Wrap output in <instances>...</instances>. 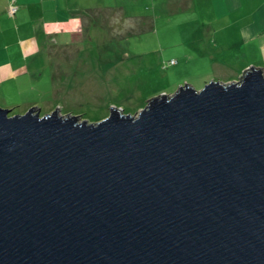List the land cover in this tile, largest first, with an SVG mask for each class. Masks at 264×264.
<instances>
[{
	"label": "water",
	"instance_id": "95a60500",
	"mask_svg": "<svg viewBox=\"0 0 264 264\" xmlns=\"http://www.w3.org/2000/svg\"><path fill=\"white\" fill-rule=\"evenodd\" d=\"M11 109L0 264H264V67L95 122Z\"/></svg>",
	"mask_w": 264,
	"mask_h": 264
},
{
	"label": "rangeland",
	"instance_id": "374dc122",
	"mask_svg": "<svg viewBox=\"0 0 264 264\" xmlns=\"http://www.w3.org/2000/svg\"><path fill=\"white\" fill-rule=\"evenodd\" d=\"M89 1L91 9L72 8L64 21L58 16L36 29L28 80L0 89L9 115L32 106L40 115L58 107L89 122L107 117L110 106L136 115L186 81L199 90L213 78L229 82L246 67H264V47L234 52L264 31V0ZM17 8L10 4L8 13Z\"/></svg>",
	"mask_w": 264,
	"mask_h": 264
},
{
	"label": "crops",
	"instance_id": "0c3cea01",
	"mask_svg": "<svg viewBox=\"0 0 264 264\" xmlns=\"http://www.w3.org/2000/svg\"><path fill=\"white\" fill-rule=\"evenodd\" d=\"M90 3L89 0H0V17L2 15V20L0 18V89L6 88L8 84L14 90L17 82L20 84L22 81L28 80L29 70L27 67L39 40L36 29L45 21L55 20L57 22L58 16L59 20L64 21L63 19L67 16H71L72 8L76 7L77 10L82 8L81 11L91 9ZM10 4H17L18 7L13 15L8 13ZM27 28L28 31H26ZM9 29L12 30V35L6 32ZM22 29L25 31L23 32ZM251 35L253 37L248 42L242 40L244 42L238 44V49L234 52H239V49L243 50L244 48L248 52L260 53L262 50L260 48L264 47V31L253 32ZM207 38L209 39V37ZM251 40L255 43L249 44ZM214 41L216 42V40ZM211 61L216 66L220 60ZM231 61L236 62V59L232 57L231 60L226 61V64L230 65ZM242 71L237 74V77Z\"/></svg>",
	"mask_w": 264,
	"mask_h": 264
},
{
	"label": "built area",
	"instance_id": "2783aa9c",
	"mask_svg": "<svg viewBox=\"0 0 264 264\" xmlns=\"http://www.w3.org/2000/svg\"><path fill=\"white\" fill-rule=\"evenodd\" d=\"M16 9L14 8V7H12L11 9H10V12H14Z\"/></svg>",
	"mask_w": 264,
	"mask_h": 264
}]
</instances>
